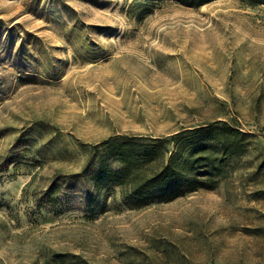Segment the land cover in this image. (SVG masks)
<instances>
[{
  "label": "rangeland",
  "instance_id": "obj_1",
  "mask_svg": "<svg viewBox=\"0 0 264 264\" xmlns=\"http://www.w3.org/2000/svg\"><path fill=\"white\" fill-rule=\"evenodd\" d=\"M246 3L0 0V264H264V3ZM216 120L251 138L212 191L37 203L80 171L77 143Z\"/></svg>",
  "mask_w": 264,
  "mask_h": 264
},
{
  "label": "trees",
  "instance_id": "obj_2",
  "mask_svg": "<svg viewBox=\"0 0 264 264\" xmlns=\"http://www.w3.org/2000/svg\"><path fill=\"white\" fill-rule=\"evenodd\" d=\"M171 1L195 7L210 0ZM263 3L247 0L246 5ZM43 125L36 124L28 131L33 135ZM250 138L251 134L238 126L216 120L164 136L117 134L94 144L77 143L85 157L82 168L55 175L37 203L61 211L71 196H79L91 207L97 205L103 190L118 187L123 204L140 208L198 190L212 191L227 175L231 162L246 153ZM67 256L57 257L63 263L68 257L76 259Z\"/></svg>",
  "mask_w": 264,
  "mask_h": 264
}]
</instances>
